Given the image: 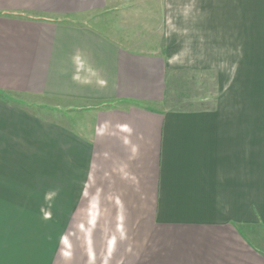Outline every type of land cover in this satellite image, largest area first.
<instances>
[{
    "label": "crops",
    "instance_id": "0c3cea01",
    "mask_svg": "<svg viewBox=\"0 0 264 264\" xmlns=\"http://www.w3.org/2000/svg\"><path fill=\"white\" fill-rule=\"evenodd\" d=\"M152 1L0 0V185L50 168L115 210L102 249L159 237L139 264H264V0Z\"/></svg>",
    "mask_w": 264,
    "mask_h": 264
},
{
    "label": "rangeland",
    "instance_id": "374dc122",
    "mask_svg": "<svg viewBox=\"0 0 264 264\" xmlns=\"http://www.w3.org/2000/svg\"><path fill=\"white\" fill-rule=\"evenodd\" d=\"M155 4L152 0H127L129 6L141 5L150 9L153 7L151 9L153 11ZM152 16L150 12L144 14L145 27L149 25L147 22H149L148 19L152 20ZM134 17V15L128 16L129 22H132ZM119 22L117 21L118 24ZM129 26L132 27L131 23ZM245 87L247 107L255 108V88L252 85ZM199 89L201 90L200 95L203 96L208 92L211 98L214 94H218L217 89ZM188 94L184 90L182 100L189 99ZM31 154L28 152V155ZM39 169L33 168L31 172L21 177L22 180L27 181L26 183L0 185V264H63L67 259H70V264H85L83 260L86 256L90 257L92 264H98L100 258L107 260L110 256L112 264H131L133 261L139 264L156 261V257L159 256L157 252L159 251V237L155 235L147 245L145 244L146 246L142 247L138 245L142 241L139 238L116 241L117 239L112 237L110 248L102 249L99 237L100 224L109 225V233H113L114 226L108 221H112V217H115V210H107V201L103 200L52 199L51 169L48 168L49 175L40 173ZM44 171L47 172V169L44 168ZM37 190L47 192L45 198H29L35 195ZM257 200H259L258 197ZM4 212L7 214L4 215ZM119 230L122 231L121 225ZM161 240H163L161 241L163 248L168 247V251L164 252L166 261L171 256L173 247L176 248V252L172 254L184 255L192 251L179 245V241L174 245H166V241ZM131 243L135 245L133 248L138 252L141 249V253L127 256L129 250L126 247H130ZM84 245L85 248H83ZM118 253L123 254V257H120L122 261L119 260V263L116 258ZM181 261L182 259L178 264ZM191 263H193L192 260L188 263L186 259L184 260V264Z\"/></svg>",
    "mask_w": 264,
    "mask_h": 264
}]
</instances>
